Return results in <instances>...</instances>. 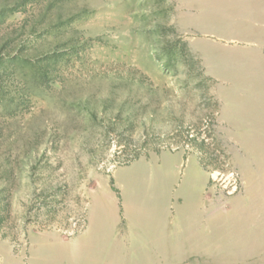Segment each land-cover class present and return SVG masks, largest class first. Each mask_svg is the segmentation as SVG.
Returning <instances> with one entry per match:
<instances>
[{
	"label": "rangeland",
	"instance_id": "1",
	"mask_svg": "<svg viewBox=\"0 0 264 264\" xmlns=\"http://www.w3.org/2000/svg\"><path fill=\"white\" fill-rule=\"evenodd\" d=\"M0 264H264V0H0Z\"/></svg>",
	"mask_w": 264,
	"mask_h": 264
},
{
	"label": "crops",
	"instance_id": "2",
	"mask_svg": "<svg viewBox=\"0 0 264 264\" xmlns=\"http://www.w3.org/2000/svg\"><path fill=\"white\" fill-rule=\"evenodd\" d=\"M172 170L173 171L174 170L176 171L177 168L176 167H172ZM149 188H150V190H154L151 187H149ZM137 214L140 215V216H142L143 218H147V219L157 218V214L154 213V209L153 208H142V209H138ZM129 215H131V214L129 213Z\"/></svg>",
	"mask_w": 264,
	"mask_h": 264
}]
</instances>
